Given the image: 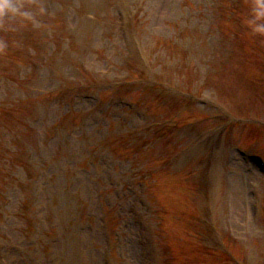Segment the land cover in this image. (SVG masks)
<instances>
[{"label": "rangeland", "instance_id": "374dc122", "mask_svg": "<svg viewBox=\"0 0 264 264\" xmlns=\"http://www.w3.org/2000/svg\"><path fill=\"white\" fill-rule=\"evenodd\" d=\"M44 1L18 0L37 15L16 34L32 38L0 37L1 44L35 50L41 42L48 55L41 79L37 64L22 70L0 47V136L5 127L12 140L0 139V236L4 231L16 248L1 262L264 264V173L248 158L264 160V33L254 31L264 23V0H251L252 11H224L250 10L248 0H47L53 11L68 10L64 29L55 22L60 16L45 13ZM116 9L131 11V42L115 33ZM135 49L146 69L128 57ZM26 56L20 52L18 62ZM61 70L58 78L53 72ZM131 73L192 100L168 96L151 105L152 95L143 99L140 85L130 93L139 99L131 111L118 103L101 113L96 101L80 99L87 89L97 92V82L111 88ZM58 79L78 90H60ZM110 99L114 103L115 95ZM205 100L219 109L205 108ZM33 128L37 136L24 133ZM15 175L26 178L23 195ZM31 181L37 204L24 190L32 191ZM55 182L63 185L53 191L61 202L50 193ZM32 202V210L43 206L38 216L29 214ZM26 213L40 221L39 244L28 242ZM48 214L57 227L52 233ZM147 227L152 258L141 243Z\"/></svg>", "mask_w": 264, "mask_h": 264}, {"label": "clouds", "instance_id": "9594fccd", "mask_svg": "<svg viewBox=\"0 0 264 264\" xmlns=\"http://www.w3.org/2000/svg\"><path fill=\"white\" fill-rule=\"evenodd\" d=\"M36 15L18 0H0V27L7 33L15 34L22 26L35 23ZM254 31L264 33V23L255 24ZM0 47L6 48L7 44H0Z\"/></svg>", "mask_w": 264, "mask_h": 264}]
</instances>
